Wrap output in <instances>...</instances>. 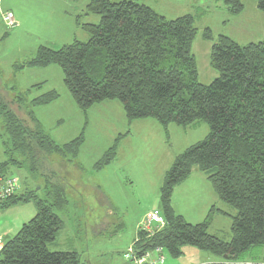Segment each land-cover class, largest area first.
Instances as JSON below:
<instances>
[{
	"label": "trees",
	"instance_id": "16d2710c",
	"mask_svg": "<svg viewBox=\"0 0 264 264\" xmlns=\"http://www.w3.org/2000/svg\"><path fill=\"white\" fill-rule=\"evenodd\" d=\"M221 1L232 14L245 7V0ZM256 2L264 11V0ZM87 10L101 18L100 23L82 25L90 35L87 41L75 40L59 49L41 45L20 67L60 66L68 90L84 112L104 101L118 100L129 122L154 118L165 127L172 122L187 126L197 121L210 126L208 137L179 154L166 174L158 207L165 226L151 232L140 222L136 237L123 253L125 261L131 264L125 258L131 245L141 256L162 247L173 257H180L184 246L191 245L220 256L224 264H264V40L240 45L220 35L211 49V65L218 77L205 84L198 79L192 53L197 34L192 14L167 19L139 0H91ZM204 37L213 39L210 28ZM40 85L18 93L17 101L25 100V94ZM59 96L50 90L32 98L30 105H47ZM0 114L8 135L7 159L0 162V177L16 178L19 186L0 201V209L29 202L36 206L35 215L15 235L2 239L0 264H81L76 251L50 249L64 227L58 211L69 204L66 180L56 168L53 178L41 173L36 161L41 152L59 155L68 162L76 159L85 142L88 121L76 138L60 144L44 132L33 112L30 117L35 130L3 103ZM122 136L105 151L97 169L112 162ZM194 166L207 174L219 199L236 211H221L232 220L230 241L209 232L216 206L198 223L187 221L173 206L175 187L190 176ZM13 168H23L40 178L43 196L25 188L21 178L12 173Z\"/></svg>",
	"mask_w": 264,
	"mask_h": 264
},
{
	"label": "rangeland",
	"instance_id": "374dc122",
	"mask_svg": "<svg viewBox=\"0 0 264 264\" xmlns=\"http://www.w3.org/2000/svg\"><path fill=\"white\" fill-rule=\"evenodd\" d=\"M90 1L0 0L2 8H13L16 17L22 19V24L18 20V26L11 30L3 25L0 18V103L14 110L31 130H35L30 117V112H33L44 132L60 144L76 138L88 121L85 142L76 159L68 162L59 155L41 152L36 161L39 162L36 165L41 173H47L53 178V169L56 168L58 174L66 180L69 204L65 210L58 211L64 227L51 249L78 250L82 253L83 261L87 251L90 256L101 244L108 245L109 249L112 246L113 249L122 250L124 244L132 240L136 223L142 222L148 212L159 207L160 188L176 157L188 147L206 139L210 133V126L205 121L187 126L172 122L166 127L154 118L129 122L123 105L118 100L104 101L84 112L68 90L60 66L52 64L44 68L20 67L35 56L41 45L59 49L75 40L87 41L90 35L82 25L88 22L100 23L101 19L99 15L88 12ZM139 2L151 5L167 19H176L185 14L195 17L197 34L192 44V53L196 58L201 83L209 84L218 77V72L211 65V49L220 35L229 36L240 45L264 40V11L258 8L256 0H245V7L239 14H232L221 0ZM207 28L212 31V40L204 37ZM35 84L41 85L31 89L30 94H25V100L18 102L17 94ZM50 90L59 93L57 100L47 105H30L32 98ZM24 101L26 103L22 104ZM120 135L123 136L118 141L115 158L109 165L97 169L98 161ZM7 138L3 116L0 114V162L7 159ZM12 173L21 178L29 191H37L43 196L40 178L23 168H13ZM100 195L106 196L107 202L112 204V215L106 217V209L98 200ZM30 206L36 211L33 202L16 205L14 211L9 213L0 210V221L15 220L20 208L27 209ZM212 206L217 209L212 216L209 232L224 241H230L232 220L221 211L229 214H235L236 211L219 199L207 174L194 166L187 180L177 188L176 211L184 214L187 221L198 223L206 219ZM104 218L109 219L110 227L100 234L105 235V239L100 240V237L95 236L94 227ZM20 227L21 224L14 228V235ZM190 250L199 252L201 261L206 264H220L222 261L220 256L186 245L180 257H173L164 250L163 264H197L200 258L193 262L194 255ZM260 250L261 248L256 251ZM113 255L114 260L122 261L120 252L107 253L102 261L105 264H115Z\"/></svg>",
	"mask_w": 264,
	"mask_h": 264
},
{
	"label": "crops",
	"instance_id": "0c3cea01",
	"mask_svg": "<svg viewBox=\"0 0 264 264\" xmlns=\"http://www.w3.org/2000/svg\"><path fill=\"white\" fill-rule=\"evenodd\" d=\"M146 4V3H145ZM1 5V4H0ZM148 5V4H147ZM150 7H152L151 5H149ZM1 8H2V6H1ZM6 8V9H5ZM153 8V7H152ZM3 10H9V11H11L13 14H14V9L13 8H7V7H4V8H2ZM14 17H15V19H16V21H18V20H20V22H21V24H22V19L21 18H17L16 17V15L14 14ZM18 26V22H17V25L16 26H14V28H11V30H15V28ZM93 107V106H92ZM91 107V108H92ZM187 180V179H186ZM185 180V181H186ZM185 181H183L182 183H184ZM181 185V183L180 184H178L176 187H175V190H174V194H173V206H174V208H175V210H176V207H175V194H176V192H177V188L179 187ZM100 190V189H99ZM99 190H98V192H99ZM103 193V192H102ZM99 198L100 199H98L99 201H100V205L103 207V208H105L106 209V211H105V215H106V217L107 216H110V215H112L113 214V210H112V204L111 203H109V202H107V200H106V196H104V195H100L99 196ZM22 204H24V205H28V203H21V204H17V205H22ZM14 206H16V205H14ZM14 206H12L13 208H8V209H0V210H2V211H6V213L8 212H10V211H14ZM29 207V206H28ZM177 212V211H176ZM27 213V214H26ZM36 213V211L33 209V208H31V206H30V208H27V209H24V208H20L19 210H18V212H17V216H16V219L14 220V218H13V220H11V221H8V220H4L3 222L2 221H0V234H1V236H2V239H3V241H5V240H8L9 238H11L13 235H14V232H15V229L14 228H17V226H19V224H23L24 222H26L25 220H30V218L31 217H33L34 216V214ZM178 213V212H177ZM24 214H26V216H24ZM179 214H181V215H183L184 216V214H182V213H179ZM10 216V215H9ZM185 217V216H184ZM11 219H12V217H11ZM7 222V223H6ZM20 222V223H19ZM190 222V221H189ZM140 224V221L139 222H137L136 223V228H135V230H134V237L132 238V240H130L127 244H124L125 246H124V248L122 249V250H120V249H113L112 248V246L110 247V249L108 248L109 246L108 245H102L101 244V246H99V248H98V250L97 251H94V253L92 254V255H90V256H88L90 253H89V251H87L88 253H87V255H86V257H85V259H84V261L82 260V253H80L78 250L76 251V250H73V251H76V252H78L79 253V255H80V258H81V264H105L103 261H102V259H105V256L107 255V253H112V254H114V253H116V252H120V254L122 255V261H120V260H118V259H116V260H114V255H113V261L115 262V264H129L127 261H125V259H124V257H123V253H124V251L127 249V247L133 242V240H134V238L136 237V232H137V227H138V225ZM15 226V227H14ZM109 227H110V222H109V219L108 218H104V220H102V222L98 225H96L95 227H94V230H95V232H96V237L97 238H99L100 237V240H103V239H105V235H101L100 236V234L101 233H103V232H105V231H108L109 230ZM56 241H57V239H56ZM56 241H54L52 244H50V249H51V247L53 246V244H55L56 243ZM51 250H53V249H51ZM191 251V254L192 255H194L193 256V262H197L198 261V258H200L199 259V261L197 262V264H206V262H204V261H201V256H200V254H199V252H197L196 250H190ZM88 256V257H87ZM195 257V258H194ZM168 264H170L169 262H168ZM220 264H224V262L223 261H221L220 262Z\"/></svg>",
	"mask_w": 264,
	"mask_h": 264
},
{
	"label": "built area",
	"instance_id": "2783aa9c",
	"mask_svg": "<svg viewBox=\"0 0 264 264\" xmlns=\"http://www.w3.org/2000/svg\"><path fill=\"white\" fill-rule=\"evenodd\" d=\"M0 18L8 29L14 28L17 25V21L14 14L9 10H3L0 5ZM18 180L16 178H2L0 177V201L4 200L7 196L12 194L18 189ZM166 224L165 218L162 215L161 210L156 207L147 213L145 219L142 222V228L150 230L162 229ZM2 247V237L0 235V248ZM125 258L131 261V264H162L165 259L164 249L162 247L155 248L152 252L147 251L144 255H138L131 245L126 254ZM233 264H255L250 261H239Z\"/></svg>",
	"mask_w": 264,
	"mask_h": 264
}]
</instances>
